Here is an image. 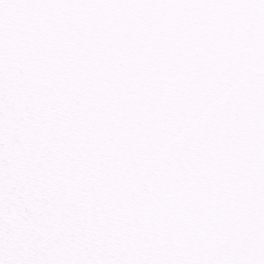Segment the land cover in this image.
Wrapping results in <instances>:
<instances>
[{
  "label": "snow or ice",
  "instance_id": "snow-or-ice-1",
  "mask_svg": "<svg viewBox=\"0 0 264 264\" xmlns=\"http://www.w3.org/2000/svg\"><path fill=\"white\" fill-rule=\"evenodd\" d=\"M0 264H264V0H0Z\"/></svg>",
  "mask_w": 264,
  "mask_h": 264
}]
</instances>
